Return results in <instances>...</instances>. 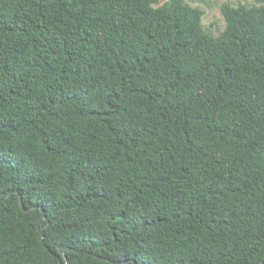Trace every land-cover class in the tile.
I'll list each match as a JSON object with an SVG mask.
<instances>
[{"label": "trees", "instance_id": "16d2710c", "mask_svg": "<svg viewBox=\"0 0 264 264\" xmlns=\"http://www.w3.org/2000/svg\"><path fill=\"white\" fill-rule=\"evenodd\" d=\"M203 2L0 0V264H264V0Z\"/></svg>", "mask_w": 264, "mask_h": 264}, {"label": "rangeland", "instance_id": "374dc122", "mask_svg": "<svg viewBox=\"0 0 264 264\" xmlns=\"http://www.w3.org/2000/svg\"><path fill=\"white\" fill-rule=\"evenodd\" d=\"M169 0H164L168 2ZM225 4L238 6L245 5H259L258 0H204L203 3H192L194 7H198L205 12L202 20V28L204 34L218 39L225 32L227 24L222 14V8Z\"/></svg>", "mask_w": 264, "mask_h": 264}, {"label": "water", "instance_id": "95a60500", "mask_svg": "<svg viewBox=\"0 0 264 264\" xmlns=\"http://www.w3.org/2000/svg\"><path fill=\"white\" fill-rule=\"evenodd\" d=\"M23 206V205H22ZM26 212H28V211H26Z\"/></svg>", "mask_w": 264, "mask_h": 264}]
</instances>
